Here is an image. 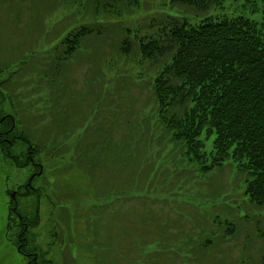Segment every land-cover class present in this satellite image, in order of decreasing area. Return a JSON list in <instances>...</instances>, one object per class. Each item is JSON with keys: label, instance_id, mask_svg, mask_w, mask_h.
Masks as SVG:
<instances>
[{"label": "rangeland", "instance_id": "obj_1", "mask_svg": "<svg viewBox=\"0 0 264 264\" xmlns=\"http://www.w3.org/2000/svg\"><path fill=\"white\" fill-rule=\"evenodd\" d=\"M160 14L180 15L192 23L205 17L201 12L186 7L174 8L170 0H140L138 7L126 10L122 17L102 20L100 23L105 26L103 36L83 40L78 52L66 59L67 46L62 44L63 39L78 27L89 24V11L80 0H0V70H3L0 71V132L15 124L8 142L0 136V264H27L28 261L17 251L19 243L14 235L18 231L8 232L10 225L21 232L24 229L11 209L15 205L11 200L14 191L22 193L18 196V212L29 226L25 235L28 245L24 250L32 254V264H65L63 256L67 251L70 252L68 263L97 264L94 228L113 245L110 249L108 241L104 242L109 258L106 264H116L117 259L118 264H148L146 249L155 229L149 223L142 224L140 217L152 204L153 196L145 197L143 192L124 194V176L116 178V174L108 176L104 172L96 173L95 178L100 177L99 181L96 180L98 186H105L104 174L122 191L109 193L106 190L105 195L98 194L93 189L91 178L74 164L73 155L81 135L89 126L96 128L104 124L108 128L109 125L111 138L116 142L123 140L120 135L126 119L121 116V109L122 114L125 108L132 110L128 121L137 120L138 113L153 114L151 107L154 103L150 100L147 86L150 77L145 73L154 72L155 68L137 55L136 43L129 57H120L116 45L127 30H131L132 37L147 33L142 29L149 28L151 18ZM209 14L243 16L264 23V2L227 0L222 10ZM63 61L67 70L60 87H57L63 93L58 97L59 94H54L55 85L51 88V84L46 82L55 83L53 79L60 72L58 63ZM139 80L144 81L138 83ZM101 91H107V101L118 107L117 118L113 107L109 111L103 109L102 114L95 118L100 112ZM68 100L75 104L76 112L87 115V119L83 118L74 125L71 135L41 146L36 144L32 135L31 141L23 137L29 121L37 122V127L43 125L59 101ZM102 100L104 107L107 101ZM144 106L146 108L142 110ZM202 139L204 154H213L214 136L209 139L203 136ZM30 151L35 161L44 166V172L33 181V188L26 190L25 184L35 170L31 164L27 165ZM166 154L170 159H176L160 170L166 183L163 188L169 190V194L157 198L159 207L166 211L170 208L178 216L176 219L188 227L195 223V215L208 220L220 217L223 222L230 218L232 211L237 226L240 222L238 232L232 238L220 239L217 255L229 259L227 264L244 258L247 264H263L264 239L260 238L258 230H264V212L249 204L245 196L244 175L234 166H229L233 162H228L222 170L212 171L206 178H199L196 172L184 175L183 168L189 165L173 144L167 147ZM140 181L136 180L135 184ZM134 196L130 204L120 208L115 230L106 229L109 227L106 217L103 222L105 228L100 223L94 226L93 207H107L116 198L123 200ZM246 215L249 217L241 222ZM188 227L183 230L187 231L186 235L190 234ZM199 234L195 232L193 237L197 240ZM7 236L15 238V241L8 240ZM209 237L210 234H206L204 240ZM211 238L217 241V237L215 240L211 235ZM153 247L154 244L151 249ZM168 248L176 251L173 245ZM215 255L216 252L211 258ZM182 256L185 258L187 255Z\"/></svg>", "mask_w": 264, "mask_h": 264}, {"label": "trees", "instance_id": "obj_2", "mask_svg": "<svg viewBox=\"0 0 264 264\" xmlns=\"http://www.w3.org/2000/svg\"><path fill=\"white\" fill-rule=\"evenodd\" d=\"M226 1L170 0L174 8L186 7L205 17L192 23L180 15L160 14L151 18L149 28L142 29L147 33L133 37L131 30L125 33L121 27L124 33L116 45L120 57L132 55L136 43L137 55L155 68L154 72L145 73L150 77L147 86L154 103L151 107L153 114L138 113L137 120L128 121L132 110L125 108L122 114L121 109V116L126 119L120 135L123 140L116 142L111 138L109 125L108 128L104 124L96 128L89 126L81 135L73 155L74 164L91 178L98 194L105 195L106 190L109 193L122 191L104 175L113 173L116 178L128 176L121 178L124 194L143 192L145 197L153 196L152 204L140 217L142 224L149 223L155 229L150 242H155L157 249L151 264H227L229 259L217 255L220 239L232 238L240 226V222L239 226L234 222L231 211L230 218L223 222L220 217L208 220L195 215V223L188 227L176 219L178 216L170 208L166 211L159 207L157 198L169 194V190L163 188L166 183L160 170L176 159H170L166 154L170 144L181 152L183 161L189 165L183 168L184 175L196 172L199 178H206L212 171L222 170L228 162H233L229 166L244 175L245 196L249 204L264 212V23L243 16L209 14L222 10ZM251 1L254 0H246V3ZM80 2L89 11V24L78 27L63 39L62 44L67 46L66 59L78 52L83 40L103 36L105 26L100 23L102 20L122 17L126 10L138 7L140 0ZM64 63H58L60 76L54 79L55 83L46 82L51 88L55 85L54 94H59L58 97L63 94L57 87H60L67 70ZM103 92H100V112L97 111L95 118L103 109L109 111L112 107L114 116H119L118 107L111 105L107 101V91ZM102 99L107 101L104 107ZM144 108L146 106L142 110ZM50 114L49 120L39 127L37 122L29 121L23 137L30 140L32 135L38 146L46 145L51 140L71 135L74 125L83 118L87 119V115L76 112L71 100L59 101ZM203 136L206 139L214 136V153L211 155L204 154ZM175 164L180 166L177 162ZM97 172H104L105 186H98L96 180L99 181L100 177L95 178ZM140 179L136 185L135 181ZM135 197L116 198L110 206L93 207L92 213L103 228L106 217L109 222L106 229L115 230L120 208L130 204ZM247 217L240 221L244 223ZM186 227L190 234L183 231ZM195 232L200 233L197 240L193 237ZM206 234L210 237L204 240ZM258 234L264 239L263 229H259ZM211 235L215 240L217 237L216 242ZM100 239L103 240L101 236ZM107 241V247L112 249L111 241ZM171 245L176 251L168 248ZM214 252L216 255L211 258ZM107 254V250L100 252L97 264H106L109 261ZM184 254L187 255L185 258ZM244 259L241 260L243 263L231 261L230 264H247Z\"/></svg>", "mask_w": 264, "mask_h": 264}, {"label": "flooded vegetation", "instance_id": "obj_3", "mask_svg": "<svg viewBox=\"0 0 264 264\" xmlns=\"http://www.w3.org/2000/svg\"><path fill=\"white\" fill-rule=\"evenodd\" d=\"M14 129H15V124H13L9 130H7L5 132H0V136H3V141L5 140L8 142L10 140L9 135H10V133L13 132ZM30 153H31V151L27 155V165L31 164L35 168V170L30 175L27 184H25L26 190H31L33 188V186H32L33 181L35 179L40 178L44 172V166L41 163L36 162L35 158H34L35 156L33 154L30 155ZM18 196H22V193H20L19 191H14L13 193H11L12 203L15 204L14 207H12L11 209L19 217V220L22 223L21 226H23L25 230L23 229L21 232V231H19V228H13L12 225H10L8 232H13L14 230L18 231L14 235V237L16 236V238H17L16 242L19 243V245L17 246V251H18V253L22 254L23 256H25V258L28 259L27 264H32L33 263V257H31L32 254L28 253L24 250L28 245V241H27V238L25 237V235H26V231H27L29 226H28V224L25 223L22 215L18 212ZM10 206H11V204H10ZM92 212H93V210H92ZM98 223H100L99 219H98V217L96 218L94 215V221H93L94 226H97ZM94 236H95L94 237V245H95V249H96L95 253H96V256L98 257V258L96 257V262L98 263V261L100 260L99 253L102 252L103 250L104 251L106 250V248H105L106 245L104 244V242L107 243V241L105 239H103V240L100 239V236H101L100 231L97 230L96 228H94ZM7 239L11 240V241H15L14 240L15 238H13V239L8 238V236H7ZM69 254H70L69 251L64 253L63 258L65 261V264H71V263H68ZM74 260H75V258H73V261Z\"/></svg>", "mask_w": 264, "mask_h": 264}, {"label": "crops", "instance_id": "obj_4", "mask_svg": "<svg viewBox=\"0 0 264 264\" xmlns=\"http://www.w3.org/2000/svg\"><path fill=\"white\" fill-rule=\"evenodd\" d=\"M139 234H140V231H139ZM153 244H154V247H153V249H151L152 248V246H153ZM156 249H157V245H156V243L155 242H153L152 244H151V242H150V240H149V242H148V246H147V251H148V264H151V259L153 258L152 256L155 254V252H156ZM153 260V259H152ZM154 262V261H153ZM153 264V263H152Z\"/></svg>", "mask_w": 264, "mask_h": 264}]
</instances>
